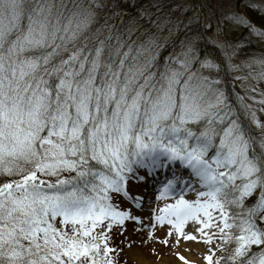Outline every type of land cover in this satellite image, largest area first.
Here are the masks:
<instances>
[{"label": "snow or ice", "instance_id": "snow-or-ice-1", "mask_svg": "<svg viewBox=\"0 0 264 264\" xmlns=\"http://www.w3.org/2000/svg\"><path fill=\"white\" fill-rule=\"evenodd\" d=\"M106 6L92 0L65 17L47 0H0V264H115L108 233L124 235L126 222L148 238L163 232L168 247L203 244L206 264H264V122L244 104L245 127L229 106L213 75L223 60L201 58L187 38L163 55L151 29L133 40L127 25L99 26ZM193 23L213 29L198 15L186 35ZM259 95L250 98L264 112ZM165 160L191 170L206 189L198 199L181 196L147 222L112 203L132 200L134 173Z\"/></svg>", "mask_w": 264, "mask_h": 264}, {"label": "rangeland", "instance_id": "rangeland-1", "mask_svg": "<svg viewBox=\"0 0 264 264\" xmlns=\"http://www.w3.org/2000/svg\"><path fill=\"white\" fill-rule=\"evenodd\" d=\"M159 1L160 0H152V2L149 5L158 3ZM182 1L183 0H180V2ZM184 1L186 2L182 6H180V3L175 4V7L168 10L161 3L158 5L155 4L154 6L156 7V9L146 13L148 15L154 14V17L157 18L155 22L156 27L158 25V27L167 28L168 24L165 21L163 25L160 26L161 20L164 19L165 17L172 16V14L177 10L184 11L183 9H181L182 7L188 8L191 5V3H193V2H188V0H184ZM201 1H203L202 5L204 6V10H205L204 13L207 16V20L210 19L211 20L210 23L213 25V29L211 30V32H209L206 29L205 30L208 32V34L211 36L213 40H217L220 43H222L223 46H225L227 49H229L231 53H233L234 56L233 64L231 63V67H230V74L227 76L222 75L223 78L222 77L219 78L221 75L220 73H222L223 70V68H221L220 73H216L215 71L213 72L214 77L222 80L223 83L221 87L224 90V92H225V85H227L232 90H236L237 93H241L242 95H245V97L249 99L250 104L254 106V104L257 103H255V101L250 97L254 96L256 100H259L260 99L259 92L264 91V80L258 78L259 74L262 71H264V64L260 63V61H264V36H259L252 29L242 24L237 25L228 18L243 17L244 19L249 21L255 27L256 30L264 31V27L261 24V20L257 19L259 18L257 13L259 15L264 16V0H201ZM61 2L62 0H56V3L58 5ZM91 2L92 0H79L80 6L81 5L84 6L86 5V3H88L87 5L88 7ZM102 2L105 5H107L106 7H102L105 10L107 7L111 6L106 11L108 17L107 21L109 23L118 25L117 27L120 28L124 25L125 22H128L129 25L133 27L131 22H134V17H131V19L129 20L127 13L124 14L119 6L114 8L111 5L112 3L111 0H102ZM169 5L167 4L166 6ZM177 6H180V8H177ZM161 7L165 8V10H161L160 9ZM100 10L102 11V9ZM168 20L171 21V19ZM183 21H186L185 23H187L189 22V18L187 17ZM182 22H178V25H181ZM193 28L197 30L199 29V26L196 23H194ZM217 29L222 30V33L218 32ZM151 34L154 35V32L151 31ZM186 38L187 36L186 37L183 36L181 37V40ZM190 40L192 41V43H195L194 40L192 39ZM194 49L196 53V49H197L196 45H194ZM237 77H239L240 79H236ZM251 87H255L259 91L252 92L250 90ZM257 106H259V104H257ZM168 162L169 164H167L165 160L164 166L162 167L168 169L169 173L172 171L174 174L170 175L171 176L170 179L161 177L159 181L155 185H153V190L150 191L151 194L150 203L152 207V209L150 210L151 213L150 216L160 214L159 210L161 208H164L168 204H174L176 200L179 199L181 196H183L184 199L190 202L198 199L197 192L196 190H194L197 188L195 184L198 181L192 182L191 187H188V185L186 184L181 185V182H183L184 179V175H186L188 171L191 173V170L186 168L179 161H175V162L168 161ZM159 168L161 167L148 168L147 170L152 172V170L156 171ZM173 168H175L174 171ZM142 171L144 173L146 169L142 168L139 169L137 173H134V178L129 181V185L135 182L136 183L140 181L144 182V178H143L144 174L143 175L141 174ZM171 179L175 180L176 186L173 185L171 189L165 192V188L168 185V181H171ZM192 186H195L196 188ZM205 190L206 189L202 188V190L200 191H205ZM112 195H113L112 203L116 205L119 210H126L125 204H121V199H123L126 202V205L130 206L131 209H133L137 214L139 211L143 209L141 206L138 208L136 207L137 202H135L134 199L128 200V198L123 197L122 194L119 195L112 194ZM147 220L148 219H146L145 222H147ZM126 226L128 228V231L124 235H120L119 234L120 229L117 228H114L112 232L108 233L109 236L108 245L109 247L116 249L114 253L110 254L114 258L115 264H135L130 260L129 255L127 253L129 247L127 246L128 240L126 239V237L128 235H131L132 239L136 242L135 244H133V246L136 247V249L141 252V254L144 256V258L147 261H150L153 264H161L165 261H171V263H174L173 260H179L175 254L177 252L187 257L186 251L182 250L181 248L168 247L158 242L160 239L163 238L164 236L163 232L158 230H152L155 232V239H153V238H148L146 235L141 236L132 233V226L128 222H126ZM145 231L147 232L148 230ZM201 245L203 246L204 250L198 251L195 254L193 253L194 256L200 258L198 262H195V264H206V261L203 260V256L206 253V248L203 244H200V246ZM120 249H123V251H120Z\"/></svg>", "mask_w": 264, "mask_h": 264}, {"label": "trees", "instance_id": "trees-1", "mask_svg": "<svg viewBox=\"0 0 264 264\" xmlns=\"http://www.w3.org/2000/svg\"><path fill=\"white\" fill-rule=\"evenodd\" d=\"M111 1H112L111 5L114 8L119 6L124 14L127 13L129 20L131 19V17H134V22H131L133 27L129 25L128 22H125L124 25L120 28L117 27L118 25L109 23L107 21L108 17L106 11L111 6L107 7L106 10L103 9L102 7L96 8V14L99 20V26H103L107 23L109 25H115L116 29H123L124 26L127 25L128 27L132 28L133 31L135 32V34L132 36L133 40H138V38H140L144 34V32L151 29V31L154 32L153 35L154 38L156 39L157 43H159L158 45L164 46V50L162 52L163 55H167L168 52L172 50L179 52L181 50L179 47L180 45L179 41L181 40V37L187 36V38H190L195 41V43L193 44L196 45L197 47L196 54L199 55L201 58H203L204 56H208L209 58H218L217 63H220L221 60L224 61V64L221 67L223 68L222 73H220L221 69L218 72L221 74L219 78H221L222 75L227 76L230 74V67H231V63L233 64L234 56L233 53L229 51V49L223 46V44L220 43L219 41L213 40L211 36L208 34V32L202 26H199V29L196 30L193 28L194 26L193 23L190 26V31L187 32V35L185 34V31H183L184 25L189 23V22L185 23L186 21H183L187 17L189 18V20H191L199 15L201 18V25L203 24L204 19L207 18L206 14L204 13L205 12L204 6L201 7L203 1L188 0V2H193V3H191V5L188 8L186 7L181 8L185 12L181 10L180 11L177 10L172 14V16L165 18L163 17L164 19L161 20L160 26H162L165 21L168 24L167 28L156 27L155 22L157 18L154 17V14L148 15L146 12L153 11L154 9H156V7L154 6L155 4L158 5L161 3L168 10L175 7V4L180 3V6H182L186 1L183 0L182 2H180V0H160L158 3H154L152 5H149L152 2V0H111ZM167 4L170 5L166 6ZM87 5L88 3H86V5L84 6L83 5L81 6L86 8ZM47 6H52L53 14H55L56 11L59 10L64 14L65 17H67L70 14V12L72 10H75L78 6H80V4H79V0H62V2L59 5L56 3V0H47ZM180 6H177V8H180ZM165 8L161 7L160 9L165 10ZM100 9H102V11ZM257 15L259 16V18L257 19L261 20V24L264 27V16L259 15L258 13ZM168 19H171V21ZM177 21L178 22L183 21L181 25H179L181 29V31L179 32L176 31V26L178 25ZM208 21L210 22L211 20L209 19ZM136 29H139V31H136ZM169 29H172L171 34L169 33ZM197 32L203 35V39H199L195 35ZM194 38L197 40H195ZM225 93L228 97L229 106L232 107L235 115L239 117L241 123L245 127H247L248 121L245 117V110L243 105L244 104L251 105L249 99H247L245 95H242L241 93H237L236 90H232L227 85H225ZM251 106L254 110H256V115L258 119L264 122V112L259 111L260 107L262 106L260 105L257 106V104ZM188 127L192 128L193 131H198L199 127L201 126L190 124L188 125ZM253 134L259 137V132L255 128L253 129ZM254 147H256L257 151H259L258 145H254ZM137 172L138 171H136L135 173ZM64 175L67 176L68 173H65ZM4 179L6 178L0 177V181H3ZM54 179L55 178H53V180ZM236 183H240V181L237 180ZM255 199H256L255 196L246 199L245 207L251 206L255 202ZM232 211H238V209L233 208ZM260 227L264 228V224H261ZM231 247H234V245L229 247V251H231ZM253 251L254 252L258 251V249L256 247H253Z\"/></svg>", "mask_w": 264, "mask_h": 264}, {"label": "bare ground", "instance_id": "bare-ground-1", "mask_svg": "<svg viewBox=\"0 0 264 264\" xmlns=\"http://www.w3.org/2000/svg\"><path fill=\"white\" fill-rule=\"evenodd\" d=\"M166 163L169 164L168 161H166ZM174 170L175 168H173V171ZM170 173L174 174L172 171ZM170 173L168 169L164 167H161L156 171L152 170V172L146 169L144 173L143 171L141 172L142 175L144 174L143 176L144 182L140 181V182H137V183L135 182L129 185L133 188V191L130 193L133 196V199L135 200V202H139V204L143 208L141 211L138 212V215L144 218V220L148 219V217L151 215L150 210L152 209V207L150 203V198H151L150 191L153 190V185H155L161 177H169ZM195 179L196 178L193 177L191 173L188 171L187 174L184 175V179H183V182H181V185L191 184L192 182L197 181ZM171 181L173 182V185L176 186L175 180L171 179ZM196 184L198 185L196 186L197 188L195 186H192L196 188L194 190H196V192L202 190V187L199 186L200 184L198 182ZM179 248L186 251V254H187L186 258L192 261L193 264H195V262H198L200 259L199 257L194 256V254L198 251L204 250L203 246L202 245L200 246V244H189V243L181 244ZM189 248H191V251L188 250ZM127 253L129 255L130 260L135 264H153L152 262L147 261L144 258V256L141 254V252L137 250L136 247L134 246H132L131 248H128ZM173 262L174 263H171V261H165L161 264H182L180 260H173Z\"/></svg>", "mask_w": 264, "mask_h": 264}]
</instances>
